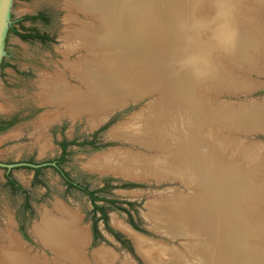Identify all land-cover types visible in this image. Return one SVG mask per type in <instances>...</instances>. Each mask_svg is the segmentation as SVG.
I'll list each match as a JSON object with an SVG mask.
<instances>
[{"label":"rangeland","instance_id":"rangeland-1","mask_svg":"<svg viewBox=\"0 0 264 264\" xmlns=\"http://www.w3.org/2000/svg\"><path fill=\"white\" fill-rule=\"evenodd\" d=\"M216 1L208 10L211 11L209 22L203 30H197L203 36H199L196 50L192 52L195 57H188L183 63V68H193L192 90H201L205 84L214 82L221 87L216 93V107L211 108V104L203 103L195 105L196 113L207 114L203 121L197 120L202 139L210 137L202 134V128L206 121L210 122L208 118L217 109L234 105L242 109L245 107L244 111L249 112L252 107L259 109L264 106V71L258 68L264 67V61L257 63L255 57L263 42V38L259 39L262 36L261 27L264 26L261 24L264 21V5L259 4L258 0H251L253 10L246 17L241 14L244 13L241 10L243 1L222 0L218 4ZM231 5L233 10L230 9ZM220 9L225 13L223 17L219 15ZM84 12L76 10L74 6L68 9L66 0H11L10 22L3 37V55L0 58V260L4 247L10 244L7 239L9 235L21 241L31 257H45L48 264H52L50 261L57 257L56 254L34 232L44 213H56L54 206L60 201L65 207L78 212L81 226H86L87 245L83 251L79 250L83 255H80L78 264H104L106 261V264H166L165 257L168 255L175 260L180 259L177 260L178 264H226L227 261L220 260L222 251H226V242L232 246L231 261L227 264H241L240 260L235 261L239 251H248L242 238L237 241V237L234 239L227 234L228 239L224 240V235L218 230L213 235L194 234L184 225L185 215L173 211V207L183 202H198L196 188L185 175L180 176L175 172L176 177L166 172L169 176L165 179H135L87 167L96 155L115 149L155 155L149 157L150 160L164 159L175 151L176 144L168 145L167 140L164 143L169 150L156 154L158 149L150 145L155 142L154 137L124 133L129 126L140 127L154 111L155 103L158 105L168 101L164 97V78L159 80L155 76L148 80H134L136 86L132 82L131 86L126 85L129 90L125 92L124 104L95 112L93 116L89 113L73 116L63 103L43 102L41 92L49 78L61 74L66 87L82 89L84 85L76 76L79 68L93 59L94 62L100 60V64L108 60L113 46H104L105 42L102 41L90 44L82 41L80 33L86 30L85 27L95 29L102 39L105 38L101 19L96 18V21L90 11ZM11 27L20 33L39 34L43 38L23 39ZM246 27L252 32H246ZM244 34H247L248 63L240 60L241 56L228 51L229 47L238 49L243 46ZM224 46L228 47L227 51ZM191 50L190 46L187 53ZM102 54H105L104 57ZM199 57L203 60L201 68L197 66ZM214 60L220 64L219 67L225 64L230 69L229 64L233 65L237 70V79L250 80V84L242 85L239 82V85H227L211 77L198 80L201 75L210 72ZM243 66L250 67L249 75ZM192 97L191 101L200 102V99ZM53 114L54 118L50 119ZM220 121L235 129L233 132L223 131L221 135L226 138L218 146L229 145L232 139L235 140L239 149L237 159L252 147H263V152L257 153L261 154V160L253 158L247 165L252 168L255 180L264 182V168H261L264 162V130L255 123L241 128L246 125L238 119ZM238 129L246 131L239 132ZM117 130L122 132L117 133ZM139 138L142 142L138 141ZM212 139L208 138L210 142ZM57 162L58 169L54 167ZM33 167L38 170L35 171ZM62 173L74 184L94 191L97 197L94 204L103 207L105 216L94 208L86 193L69 186ZM7 174L14 180L15 186L7 184ZM259 192L264 191L255 193L258 198L247 199L249 205L256 207L255 215L264 211ZM256 201L259 203L256 204ZM167 203L172 208L164 210ZM114 234H118L120 239ZM205 248L217 252L216 261L205 257Z\"/></svg>","mask_w":264,"mask_h":264},{"label":"bare ground","instance_id":"bare-ground-1","mask_svg":"<svg viewBox=\"0 0 264 264\" xmlns=\"http://www.w3.org/2000/svg\"><path fill=\"white\" fill-rule=\"evenodd\" d=\"M213 1L216 0H66L68 9H72L74 6L76 10L81 9L85 12L88 10L92 17L100 18L104 25L102 32L105 38L102 39L95 29L85 27L86 30L83 29L81 33L79 32L83 36L79 35L82 41L87 44L102 41L105 42L104 46L111 45L113 49L109 56L107 55L108 60L105 64H100V60L94 62L93 59L78 71L76 70L77 75H75L84 85L82 89L66 87V82L63 81L64 77L60 74L48 79L46 84L53 87L47 88L46 85L44 91L41 92V98L44 103H63L73 116L81 113H89L90 116H93L96 114L95 112L124 104L126 101L125 92L129 90L126 85L131 86L132 82L136 86L134 80L141 78L148 80L155 76L159 80L161 77L164 78L166 82L164 97L168 101H163L158 105L155 103L154 111L149 109L152 113L146 117L140 127L129 126L125 129L126 132H123L131 136L154 137L155 142L150 145L158 149L156 154L159 151L169 150L167 148L169 143L176 144L175 151L164 159L150 160L149 157L155 155L115 149L96 155L89 161L87 167L91 170L112 172L113 175H126L135 179H165L168 178V173L174 175L175 172L180 176L185 175L188 182L196 188L195 197L198 202H183L173 208L167 203L164 204V210H169L170 207L174 212L183 213L186 218L185 227L191 229L194 234L210 233L213 235L215 230H218L220 234L224 235V240L228 239L227 234L234 239L237 237V241L242 238L248 251L240 250L237 257L235 256V261L240 260L243 264H264V211L255 215L256 207L249 205L247 201L253 197L258 198L255 194L257 191H264V182L255 180L252 168L247 165L253 161V158L261 160V154H258L263 152V147H252L244 152L242 158L237 159L239 149L235 140L227 142L229 145L221 146L222 148L218 146V144L222 145L221 141L226 138L221 135L223 131L232 130L233 132L235 129L234 126L221 123V119L225 121L238 119L245 122L246 126L241 128H247L254 123L259 124L257 127L264 130V106L259 109L258 107L252 109V107L249 112L244 111L245 107L242 109V107L234 105L226 109H217L208 118L211 119L210 122L206 121L202 128L204 129L202 134L212 137L214 141L212 139L210 142L208 140L210 137L202 139L201 132L197 127V120L203 121L207 114L205 112L196 113L195 105L203 103L204 105L211 104V108L216 107V93L221 90V87L219 88V84L214 82L209 85L205 84L201 90H192L193 68H183L184 60L188 57H195L192 52L194 49L196 50L199 36H203L200 32L197 33V30L200 28L203 30V27L209 22L211 11L208 12V10ZM221 1L217 0L216 2L218 4ZM242 1L241 10L244 13L241 14L248 17L250 11L253 10L251 5L254 4L251 3V0H240L239 2ZM258 2L264 5V0H258ZM127 7L128 10L125 13ZM230 9L233 10V5L230 6ZM223 13L224 11L222 12L220 9L219 15L223 17ZM261 24L264 25V21H261ZM261 30L262 36L259 41L263 38V42L257 49L258 53L255 56L258 59L255 58L257 63L261 60L264 61V26L261 27ZM245 31L252 32L247 27ZM243 40L245 43L238 49L224 47L226 51L228 48L231 54L241 56L240 60L248 63L247 34H244ZM189 42L191 43L189 44ZM190 46L192 50L187 53ZM104 55L101 56L104 57ZM202 63L203 60L199 57L197 66L201 68ZM213 63L211 62L210 72L205 75L203 73L204 76L201 75L198 80L211 77L227 85L250 84V80L240 81L237 79V70L233 65L229 64V69L225 64L223 67H219L220 64H217L215 60ZM258 68L264 71V67ZM243 69L249 75L250 67L243 66ZM225 72L230 75H226ZM244 73L242 75H246ZM192 95L200 99V102L191 101ZM54 114L50 116V119L54 118ZM119 131L117 130V133L122 132ZM238 131L246 130L238 129ZM167 140L168 145L165 147L164 142ZM138 141L142 142V139L139 138ZM228 150L231 152L230 154L227 153ZM254 154H257V157ZM261 166L264 168V162ZM258 195L263 204L264 192H259ZM258 203L256 201V204ZM54 210L56 213L46 212L43 217L41 216L42 220L35 226L34 233L47 246H51V251L56 254L57 257L53 258L50 263L78 264L80 255H83L79 250L83 251L87 245L86 226H81L78 212L65 207L60 201L55 203ZM7 239L10 244L4 247L0 264L49 263L45 257L43 259L38 255L31 257L28 250H24L23 243L16 238L7 235ZM236 248L238 249V247ZM225 249L228 254L223 250L219 256L220 260L228 263L231 261L232 246H228L226 242ZM215 252L205 248L204 254L205 257L209 256L210 260L216 261L218 256ZM228 255L230 257L226 258ZM61 256H64L63 259ZM165 259L167 260L166 264H178V259L175 260L171 255ZM106 263L108 262L106 261ZM106 263L104 262V264ZM212 263L214 262L212 261Z\"/></svg>","mask_w":264,"mask_h":264},{"label":"trees","instance_id":"trees-1","mask_svg":"<svg viewBox=\"0 0 264 264\" xmlns=\"http://www.w3.org/2000/svg\"><path fill=\"white\" fill-rule=\"evenodd\" d=\"M38 17V16H37ZM37 17H31L32 19L33 18H37ZM11 30H13V32L15 33V34H17V35H19L21 38H23V39H26V38H43L41 35H39V34H34V35H28V34H24V33H20V32H18L16 29H14V28H12L11 27ZM62 177L67 181L66 183L69 185V186H73V187H75V188H77V189H79V190H81V191H83L84 193H86L88 196H89V198H90V200L93 202V205H94V208L95 209H99L101 212H102V215L103 216H105V212H104V210H103V207H101V206H97L96 204H94V201L97 199V197L94 195V191H89L87 188H82L81 186H79V185H77V184H74L72 181H70V180H68L67 178H66V175L64 174V173H62ZM6 178H7V184H9V185H11V186H15V182H14V180H12L10 177H9V175L7 174L6 175ZM115 235V237H119L118 236V234H114ZM118 239H120V238H118Z\"/></svg>","mask_w":264,"mask_h":264},{"label":"water","instance_id":"water-1","mask_svg":"<svg viewBox=\"0 0 264 264\" xmlns=\"http://www.w3.org/2000/svg\"><path fill=\"white\" fill-rule=\"evenodd\" d=\"M10 4L11 0H0V58L3 55V37L10 22L8 16Z\"/></svg>","mask_w":264,"mask_h":264},{"label":"flooded vegetation","instance_id":"flooded-vegetation-1","mask_svg":"<svg viewBox=\"0 0 264 264\" xmlns=\"http://www.w3.org/2000/svg\"><path fill=\"white\" fill-rule=\"evenodd\" d=\"M57 166H58V162L54 165V167H55L56 169H58ZM33 168L35 169V171L38 170V168H36V167H33Z\"/></svg>","mask_w":264,"mask_h":264}]
</instances>
